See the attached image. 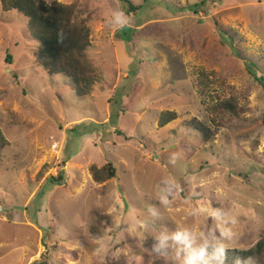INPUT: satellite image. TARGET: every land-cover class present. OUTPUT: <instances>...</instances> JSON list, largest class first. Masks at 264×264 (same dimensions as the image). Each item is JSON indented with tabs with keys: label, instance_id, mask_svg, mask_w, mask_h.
<instances>
[{
	"label": "rangeland",
	"instance_id": "rangeland-1",
	"mask_svg": "<svg viewBox=\"0 0 264 264\" xmlns=\"http://www.w3.org/2000/svg\"><path fill=\"white\" fill-rule=\"evenodd\" d=\"M48 1L78 3L97 81L80 97L72 79L38 66L29 19L0 3V264H178L151 252L155 234L210 231V218L190 214L202 205L238 215L235 246L254 247L264 235V0H134L130 14L119 0ZM116 10L127 27L108 22ZM228 98L239 114L218 127L207 106ZM164 110L177 118L161 127ZM194 118L217 129L214 140L202 142ZM109 163L116 177L96 182L91 167ZM166 177L178 186L162 204Z\"/></svg>",
	"mask_w": 264,
	"mask_h": 264
},
{
	"label": "trees",
	"instance_id": "trees-1",
	"mask_svg": "<svg viewBox=\"0 0 264 264\" xmlns=\"http://www.w3.org/2000/svg\"><path fill=\"white\" fill-rule=\"evenodd\" d=\"M123 3V10L127 13L137 12L140 9L134 0H119ZM3 11L17 10L29 19V26L33 37L38 41L40 47L37 54V64L45 68L50 75H65L72 79L76 94L80 97H88L94 89L97 81L96 70L88 57V50L92 44L91 29L81 19L82 11L78 3H64L61 1L49 2L48 0H0ZM224 35L230 34V30L221 28ZM236 34L232 35L231 44L236 45ZM250 67L256 64L250 62ZM199 78V87L202 93L208 94L209 79L205 72ZM206 78V80H205ZM207 110L215 114L213 122L218 125L217 118L229 115H238L239 109L234 98L219 101H211ZM177 118L175 111L164 110L159 117V125L166 124ZM193 129L198 131L204 144L214 140L217 129L212 128L199 119L194 118L189 123ZM220 124L218 125V127ZM8 145V140L0 128V151ZM93 178L96 182L103 183L116 177L117 169L109 163L102 168L93 165L91 167ZM53 183L62 184L64 178L52 177ZM254 255L260 264H264V235L248 251L229 252V264L237 257ZM34 264H38L35 262Z\"/></svg>",
	"mask_w": 264,
	"mask_h": 264
},
{
	"label": "clouds",
	"instance_id": "clouds-1",
	"mask_svg": "<svg viewBox=\"0 0 264 264\" xmlns=\"http://www.w3.org/2000/svg\"><path fill=\"white\" fill-rule=\"evenodd\" d=\"M108 22L117 29H123L131 21L124 11L116 10ZM171 159L174 163L176 155L173 154ZM162 183L166 187L161 190L159 200L162 204H167L172 189L178 185L174 177H166ZM149 211L153 216H158L155 210L149 209ZM190 214L210 218L213 221L211 230H202L196 225H178L174 231H169L167 228L159 231L155 234L151 248V252L156 254L157 259L167 260L174 254L178 264H229V252L249 250L235 246L239 236L236 230L239 217L230 210L202 205ZM232 264H260V262L256 256L248 255L235 257Z\"/></svg>",
	"mask_w": 264,
	"mask_h": 264
}]
</instances>
